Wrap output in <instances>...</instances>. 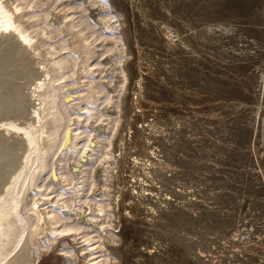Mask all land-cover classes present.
<instances>
[{
  "label": "rangeland",
  "instance_id": "obj_1",
  "mask_svg": "<svg viewBox=\"0 0 264 264\" xmlns=\"http://www.w3.org/2000/svg\"><path fill=\"white\" fill-rule=\"evenodd\" d=\"M0 8V40L22 35L47 74L50 122L1 116L30 141L10 153L29 162L0 264H264V0Z\"/></svg>",
  "mask_w": 264,
  "mask_h": 264
},
{
  "label": "bare ground",
  "instance_id": "obj_2",
  "mask_svg": "<svg viewBox=\"0 0 264 264\" xmlns=\"http://www.w3.org/2000/svg\"><path fill=\"white\" fill-rule=\"evenodd\" d=\"M0 10L2 11L1 8H0ZM1 17H2V15H1ZM9 20H12V19H9ZM1 21H2V19H1ZM3 21H4V19H3ZM2 24H0L1 27L3 26ZM9 24H10V22H9ZM9 24H8V26H9ZM12 26H13V24H12ZM12 26H10V27L13 30ZM0 30H1V28H0ZM3 30L5 31V29H3ZM15 31H16V29H15ZM7 32H9V31H7ZM6 33L4 36L3 35L1 36V38L3 40H0V41H3L0 44L1 47H9L10 48L9 54H6L5 51H4L5 54L0 53V121L2 118L5 117V115H4V117H1V116L3 114L8 113V112L4 113L7 110L13 111V112L15 111L17 113H20V111H22V113L24 111H26V112L28 111L29 112L28 114H30V117L29 118L27 117L28 118L27 122H29L30 128H32V130L35 132V134H38V133L40 134V133H42L43 130H45L47 128V126H48V124H50V122L45 120L44 115L41 114L40 106L43 104V102L41 104L40 103L41 98L36 97L38 95L35 94V91H37L35 88H38L40 90H41V88H43L42 85L47 80V74H46V72H45V74L41 73V71H39L34 66V60H36V59L34 57H31L32 54L28 55V53H30V52H28V49H29L28 48L29 47L28 40L24 39V37L19 34L23 38L22 41L18 40V42H14V44H11V38H10L11 35H8ZM13 36H14V38L16 37L15 35H13ZM13 36H11V37H13ZM26 112H24V114H26ZM8 114H11L13 116L15 113L13 114L10 112ZM13 117L15 118V116H13ZM7 118H8V116H7ZM25 118H26V116H25ZM8 120L6 119V121H8ZM11 121H10V123H11ZM2 122H0V123H2ZM17 122H18V124H20L19 121H17ZM15 125H16V123H15ZM10 126H12V125H10ZM4 128H6V129H3V127H0V133H1L0 134V195H2V197L0 198V253L2 251H4L2 249L4 247L6 248V246L9 245L10 242L12 243V239L15 236V232H16L15 230L18 227L17 226L18 220H16V218H15L14 207H12V205H11L12 199H13L12 196L14 195V193H13L14 189L13 188H15L16 186L14 187L13 186L14 183L13 182L11 183V181L13 179L15 180V182L17 181V179L13 178L12 176L14 175L15 172H17L18 170L20 171V169L23 168L20 165V164L24 165L23 162H21V161L27 160L28 159L27 155L29 153V152H26V150L23 152L24 149H22L24 156H22L23 158H21V160H19L21 163H17L18 159H20L21 156L19 157V153L17 150L18 148L15 150L18 153V155L12 149H14V147H19L20 143H22L20 147L23 148V146H24L23 142H26V141H24V140H26V138L27 139L29 138L28 140L30 141V135H28V137H27V132L25 129L22 130L21 132L19 131L16 133L13 131V128L11 129L9 127V129H7V127H5V126H4ZM20 128H21V126H20ZM26 128H28V127H26ZM18 129L19 128H17L16 130H18ZM10 133L11 134L13 133L12 136H13L14 141H12L13 139L12 140L10 139V141H12V142L7 143L4 140L5 139L4 136H6V134H7L6 139H8V134H10ZM3 137H4V139H3ZM2 140L5 141L7 144H4L5 142H3ZM14 142L15 143L17 142L18 146H14V144H13ZM40 142L42 145L43 141L40 140ZM25 145H27V147H30V148H31V145L33 146L32 141L30 143H26ZM41 145L40 144L38 146L35 145V147L37 146L36 148H39V146H41ZM27 147H26V149H27ZM32 149H33V147H32ZM20 150L21 149H19V152H20ZM29 150H31V149H29ZM33 150H35V149H33ZM12 151L14 152V154H16L19 157L16 161H15V158L17 156L14 157L13 154L12 155L10 154V153H12ZM27 151H28V149H27ZM10 156H13L14 158H10ZM27 162H29V161H27ZM27 162H26V164H27ZM40 166H41V169L43 170V166H44L43 161H41ZM6 170H8V171L14 170V171L11 173H5ZM23 170H24V168H23ZM23 170L20 171L21 174H22ZM16 177H18V176H16ZM19 179H20V176H19ZM1 255H3V252ZM15 262H16L15 264H24L25 263V257L23 255H21Z\"/></svg>",
  "mask_w": 264,
  "mask_h": 264
}]
</instances>
